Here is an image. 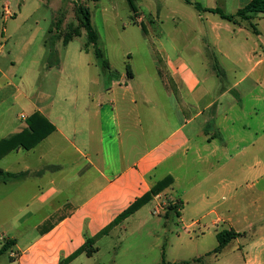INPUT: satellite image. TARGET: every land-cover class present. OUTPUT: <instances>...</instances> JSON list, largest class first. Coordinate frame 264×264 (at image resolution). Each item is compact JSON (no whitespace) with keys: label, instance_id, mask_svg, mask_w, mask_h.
Returning a JSON list of instances; mask_svg holds the SVG:
<instances>
[{"label":"crops","instance_id":"0c3cea01","mask_svg":"<svg viewBox=\"0 0 264 264\" xmlns=\"http://www.w3.org/2000/svg\"><path fill=\"white\" fill-rule=\"evenodd\" d=\"M0 1V35L4 36V23L15 13L10 0ZM3 51L2 45L0 140L21 132L35 112L56 129L33 149H16L0 159L5 172L23 174L6 183L0 179L4 190L22 196L26 184H35L33 190L28 188L34 211L14 223L25 230L17 234L13 229L12 235L0 232V248L6 239L16 242L0 257V264H60L85 244L86 235L96 236L168 176L173 184L152 201L164 194L176 205L182 235L196 241L201 250L193 259L195 264H264V109L254 108L250 122L238 124V118L232 117L235 114L222 110L221 100L231 91L213 98L201 87L198 74L181 60L171 65L172 81L188 90L191 104H185L180 87L174 90L166 85L153 108H140L134 73L128 78L111 65L118 76L111 78L113 87L107 92L122 89V101L114 98L104 105L88 92L82 104L70 93L65 106H57L54 96L46 105L18 88L16 75H10L13 70H6L18 63L7 61ZM47 69L62 72L63 65L59 61L58 66L48 65ZM141 96V100H151L145 92ZM237 98L238 106L243 95L238 93ZM18 104L21 111L9 116ZM190 105L194 113L188 117L185 110ZM22 115L27 118L24 122ZM165 212L167 216L169 209ZM226 230L239 236L214 253L218 233ZM29 232L32 236L26 238ZM102 237L94 245V254L99 252ZM208 242L212 246L206 248ZM85 256L91 258L83 252L67 264H80Z\"/></svg>","mask_w":264,"mask_h":264},{"label":"rangeland","instance_id":"374dc122","mask_svg":"<svg viewBox=\"0 0 264 264\" xmlns=\"http://www.w3.org/2000/svg\"><path fill=\"white\" fill-rule=\"evenodd\" d=\"M78 1L90 9L92 23L100 36L98 47L105 58L126 76L127 64L131 65L140 108L152 107L159 101L166 85L174 90L180 87L172 81L171 65L181 60L198 74L201 87L209 90L213 98L224 90L231 91L221 100L222 110L235 114L232 117L238 118L235 121L238 124L250 122V111L254 108L264 109L261 99L264 97V14L253 15L251 21L238 17L236 22H231L217 14L199 12L184 0H134L135 12L127 0H10L11 11L16 15L4 23L0 46L3 45V57L7 61L18 63L6 70H13L10 75H16L12 76L18 88L33 99L47 105L54 96L57 106H65V97L70 93L79 97V104L85 102L88 92L94 93L95 102L102 99L104 105L114 98L123 99L122 89L107 92L114 80L95 63L92 46H86V32L76 14ZM192 1L203 8H220L225 14L234 15L251 0ZM251 23L257 26L259 35ZM75 29H80L81 36L65 45L63 37ZM50 40H57L62 72L47 69L49 62L57 58L51 56ZM178 90L185 104L193 103L188 90L181 87ZM143 92L151 100H141ZM238 93L243 95V100L237 106ZM191 106L185 110L188 117L194 113ZM230 108L235 109L230 112ZM20 111L18 104L8 114L12 116ZM21 120L24 122L26 118L21 116ZM161 122L166 125L163 116ZM25 187L21 188H25L22 196L0 187V232L11 234L14 229L19 234L18 231L25 230L14 227L17 218L34 211L29 204L28 188L33 190L35 184L30 181ZM173 206L176 205L164 194L149 202L139 215L102 237L97 245L99 252L88 259L85 256L80 264H163V252L170 264H184L185 260L187 264H195L193 259L199 257L201 250L196 241L182 235L183 224ZM24 236L29 238L32 233ZM211 246V242L205 245Z\"/></svg>","mask_w":264,"mask_h":264},{"label":"trees","instance_id":"16d2710c","mask_svg":"<svg viewBox=\"0 0 264 264\" xmlns=\"http://www.w3.org/2000/svg\"><path fill=\"white\" fill-rule=\"evenodd\" d=\"M93 2H98L100 0H88ZM185 3L192 5L199 12H210L213 14L219 15L222 19L236 22V19L240 17L242 20L251 21L253 15L264 14V0H251L245 7L239 9L234 15H227L220 8H203V6L198 2H193L192 0H184ZM129 8L132 12L136 11L134 0H127ZM76 14L81 22L82 28L86 32L87 43L86 46H92L93 54L97 63L103 68L105 73L110 76V78H115L118 76V72L114 71L111 67L110 62L105 58L102 50L98 47L100 40L99 33L92 23V17L90 9L87 6L80 4V2L75 3ZM255 34L259 35L260 31L257 26L251 23ZM80 29H75L73 32H68L63 37V42L65 45H68L75 37H80ZM58 40V38H57ZM56 40V41H57ZM56 41H49V48L51 56H57L55 60L49 62V67L58 66V51L56 48ZM127 75L129 78L132 77L131 65L127 64ZM55 126L50 123L40 112L33 113L27 119V127L24 128L21 132L16 133L8 138L0 140V159L6 154L12 152L16 149L31 150L41 141L47 138L51 133L55 131ZM23 176L22 173H10L5 172L0 168V179L3 182H8L14 179H18ZM174 182V179L171 176H168L157 184H155L150 191L144 194L142 197L138 198L133 202L126 210H124L119 216H117L106 228L99 232L94 237H88L86 235L85 244L73 253L69 258L61 262L60 264H67L77 258L81 253L86 252V254L91 257L97 249L94 248V245L98 238L107 235L115 226L121 224L123 221L131 217L136 213L141 207L148 204L152 199L162 193L165 189L169 188ZM175 207V206H173ZM172 207V208H173ZM239 234H236L234 231H222L218 233V246L214 250V253H220L233 239L237 238ZM14 239H6L3 245L0 248V257L8 252L13 245H15ZM163 264H170L166 262V254L163 252Z\"/></svg>","mask_w":264,"mask_h":264},{"label":"built area","instance_id":"2783aa9c","mask_svg":"<svg viewBox=\"0 0 264 264\" xmlns=\"http://www.w3.org/2000/svg\"><path fill=\"white\" fill-rule=\"evenodd\" d=\"M22 117H23V118H26V116H25V115H22ZM26 119H27V118H26Z\"/></svg>","mask_w":264,"mask_h":264}]
</instances>
